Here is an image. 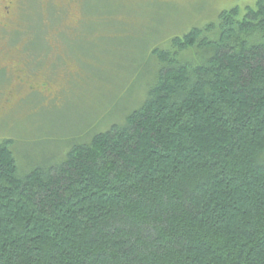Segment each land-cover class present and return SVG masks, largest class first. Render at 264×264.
<instances>
[{"label":"trees","instance_id":"16d2710c","mask_svg":"<svg viewBox=\"0 0 264 264\" xmlns=\"http://www.w3.org/2000/svg\"><path fill=\"white\" fill-rule=\"evenodd\" d=\"M163 44L64 154L0 139V264H264V0Z\"/></svg>","mask_w":264,"mask_h":264},{"label":"rangeland","instance_id":"374dc122","mask_svg":"<svg viewBox=\"0 0 264 264\" xmlns=\"http://www.w3.org/2000/svg\"><path fill=\"white\" fill-rule=\"evenodd\" d=\"M78 2L62 10L30 8L26 24L12 22L6 28L4 33L15 37L0 42V66L28 73L29 81H44L48 88L18 100L26 89L16 86V73L0 69V139L12 140L20 174L51 161L61 148L64 154L68 141L98 119L103 129L126 101L141 99L140 84L149 76L135 79L132 74L143 58L148 59L151 48L215 22L222 9L243 10L255 4V0ZM24 34L33 36L28 47Z\"/></svg>","mask_w":264,"mask_h":264},{"label":"flooded vegetation","instance_id":"af4514ba","mask_svg":"<svg viewBox=\"0 0 264 264\" xmlns=\"http://www.w3.org/2000/svg\"><path fill=\"white\" fill-rule=\"evenodd\" d=\"M84 1L85 0H0V42L8 41L10 38L15 37L14 34L9 35L7 33H4L7 30L6 28L9 27L12 22L16 23V25H19L22 22L26 24L27 20L29 19L27 18L28 11L34 6H38L41 10H62V8H71V5L75 4L76 2H78L80 5H84ZM32 38V35L26 34L25 36L24 34V45L27 44L25 47H28L29 42H31ZM0 67V69H7V71L10 70V73L12 71L16 73V86L22 91L26 89L27 92L23 94L18 100L24 99V97H27L31 93H42L43 90H48L46 86L47 83L44 81L39 82L40 84L34 80L29 81L28 73L22 74V72L20 73V70L17 68L10 69L5 66ZM40 86H42L41 89Z\"/></svg>","mask_w":264,"mask_h":264}]
</instances>
